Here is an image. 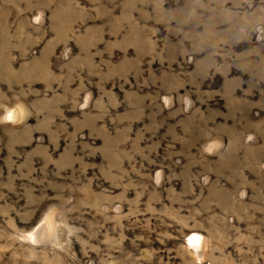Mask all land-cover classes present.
Masks as SVG:
<instances>
[{"label": "rangeland", "instance_id": "1", "mask_svg": "<svg viewBox=\"0 0 264 264\" xmlns=\"http://www.w3.org/2000/svg\"><path fill=\"white\" fill-rule=\"evenodd\" d=\"M0 264H264V0H0Z\"/></svg>", "mask_w": 264, "mask_h": 264}]
</instances>
